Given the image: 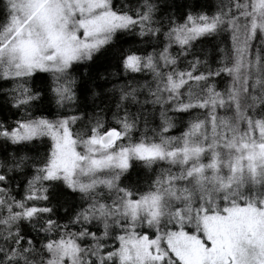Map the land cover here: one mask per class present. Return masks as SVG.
<instances>
[{
    "label": "snow or ice",
    "instance_id": "snow-or-ice-1",
    "mask_svg": "<svg viewBox=\"0 0 264 264\" xmlns=\"http://www.w3.org/2000/svg\"><path fill=\"white\" fill-rule=\"evenodd\" d=\"M0 264H264V0H0Z\"/></svg>",
    "mask_w": 264,
    "mask_h": 264
}]
</instances>
